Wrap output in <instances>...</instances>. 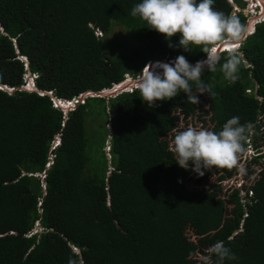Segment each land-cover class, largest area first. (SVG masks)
<instances>
[{"label": "trees", "instance_id": "1", "mask_svg": "<svg viewBox=\"0 0 264 264\" xmlns=\"http://www.w3.org/2000/svg\"><path fill=\"white\" fill-rule=\"evenodd\" d=\"M139 2L0 0V84L14 87L0 90V264H205L217 241L236 256L225 264H264V172L249 186L235 178L223 188L238 174L237 162L198 176L171 151L178 131H219L233 116L256 139L264 115V19L241 42L234 82L218 68L202 76L215 95L197 93L193 83L198 104L180 92L149 106L134 88L88 96L66 115L53 106L54 98L136 77L151 59L206 57L198 48L168 47L163 34L131 16ZM212 7L235 13L245 27L246 15L229 0ZM111 25L127 29L133 43L111 46L104 36ZM113 47L122 53L113 56ZM26 72L37 74L35 88L19 90ZM107 104L113 130L100 126L97 136L87 120L100 105L106 114ZM213 171L217 182L208 183ZM36 222L42 229L29 236Z\"/></svg>", "mask_w": 264, "mask_h": 264}, {"label": "clouds", "instance_id": "2", "mask_svg": "<svg viewBox=\"0 0 264 264\" xmlns=\"http://www.w3.org/2000/svg\"><path fill=\"white\" fill-rule=\"evenodd\" d=\"M254 1L257 0H243L244 5L241 8L233 0H229L233 4V11L242 10L246 15L247 20L244 27L234 15L235 13L226 15L221 11L214 10L212 7L214 0H140L131 9L132 17H139L146 22L149 29L163 34L165 39L169 40L168 47H180L185 52L198 48L206 54V57L191 62L192 64L184 55H177L175 58L167 56L151 59L139 73H136V77L128 74L135 79L133 83L130 82V79L125 80L127 75L125 74L122 81L99 92H85L71 100L54 98L52 99L53 106L61 107L66 115L78 103H83L88 96L106 97V94H111L110 96L116 97L125 92H132L134 88L139 91L141 99L146 101L149 106H153L156 101L175 98L180 92L186 94V99L189 102L198 104V96L193 94V83L197 93L215 95L211 91L212 85L202 80L205 72H216L219 68L226 80L234 82L237 79L238 66L243 58V54L239 52L241 42L246 36L253 34L255 25L262 21L256 22V18H254L252 22L249 14L244 11V8L250 10L248 4ZM234 6L238 10L234 9ZM253 8L258 11L260 4L256 2ZM248 12L250 13V11ZM95 33L98 36L102 34L98 28L95 29ZM177 33L180 34V39L177 45H173L170 38ZM223 53H226V56L221 62ZM36 77V73L26 72L24 84L19 90L34 89ZM117 86L120 88H116ZM0 90L11 93L14 91V87L0 84ZM101 92H105V94H100ZM260 117L259 121L262 125L256 139H253V129H250L247 135L250 125L241 124L240 118L237 116L228 119L219 131L203 128L197 130L194 127L178 131L174 135L171 145L176 163L185 169H189L191 166L194 173L203 176L204 170L213 167L231 168L237 162V154L242 151L243 157L255 161V158L260 156L259 160L255 162H259L261 159L264 161V149L261 147L264 115ZM58 145L59 136L52 141V146L57 147ZM52 146L51 149L54 148ZM41 229L42 227L36 222L35 227L28 235L30 236ZM207 252L205 264H225L226 260L236 259L235 254L225 246L223 241L212 244Z\"/></svg>", "mask_w": 264, "mask_h": 264}, {"label": "rangeland", "instance_id": "3", "mask_svg": "<svg viewBox=\"0 0 264 264\" xmlns=\"http://www.w3.org/2000/svg\"><path fill=\"white\" fill-rule=\"evenodd\" d=\"M234 9L238 10L237 7L234 6ZM250 11V13L248 11ZM244 11L247 12L249 14V18H251L250 20H252V22L254 21V16H253V12L252 10H249L247 8H244ZM113 24H117L116 22H113ZM111 25V26H112ZM119 25V24H118ZM106 37L107 42L113 46L114 44H120L123 40L124 42L120 45H124L125 43L128 44L126 38H128L130 43H133V39L130 37V33L127 29H125L124 27L117 26L114 25L112 26L111 30L104 35ZM115 49V47H113V50ZM112 50V52H113ZM116 56L122 52L118 51L116 52L114 50L113 52ZM130 79V82L133 83L135 81V79H133L130 75H126V79L128 80ZM132 85V84H130ZM118 88V87H116ZM107 92V91H105ZM110 96L111 94H106V97ZM106 114L104 113V111L102 110V106H98L95 107L93 109L94 114L91 115L88 120H87V124L88 127L91 128L92 125L95 123V127H94V132L97 136H99L102 133V128H105L104 126H106L107 128H109L110 130H113L112 128V124H111V120H110V108L109 105H106ZM103 111V112H101ZM107 115V116H106ZM106 117H107V121H106ZM263 121V118L261 119ZM101 126V127H100ZM264 125L262 126V148L264 149ZM54 147V146H52ZM109 140H106L105 145H104V151L106 152V155L109 157ZM54 156V154L50 153V157L52 158ZM246 158V159H245ZM51 163V161H50ZM237 165H238V174L232 178H226L224 181L221 182V186L223 188H227L229 186H232L235 178H237V184H245L247 186H249L250 184H252L255 179L260 175V171L263 170L264 171V161L261 159L259 162H255L252 161V159H249L248 157H243V159H241L240 161H237ZM209 170H213L209 169ZM217 173H214V171L212 172V175L210 176V178L208 179V183H213V182H217ZM191 186V185H190Z\"/></svg>", "mask_w": 264, "mask_h": 264}, {"label": "built area", "instance_id": "4", "mask_svg": "<svg viewBox=\"0 0 264 264\" xmlns=\"http://www.w3.org/2000/svg\"><path fill=\"white\" fill-rule=\"evenodd\" d=\"M249 1H250V0H249ZM256 2H258V3L260 4V8H259L258 11H256V10L253 8V6L256 5ZM248 3H250V2H248ZM248 6L250 7V10H252V12L254 13L253 16H254V18H256V19H255L256 22H257V21H261V20H263V18H264V0H260V1L257 0V1H254L253 3L248 4Z\"/></svg>", "mask_w": 264, "mask_h": 264}, {"label": "water", "instance_id": "5", "mask_svg": "<svg viewBox=\"0 0 264 264\" xmlns=\"http://www.w3.org/2000/svg\"><path fill=\"white\" fill-rule=\"evenodd\" d=\"M189 63H191V62H189ZM192 64V63H191ZM100 94H105V92H101ZM37 175L39 176V174L37 173Z\"/></svg>", "mask_w": 264, "mask_h": 264}, {"label": "bare ground", "instance_id": "6", "mask_svg": "<svg viewBox=\"0 0 264 264\" xmlns=\"http://www.w3.org/2000/svg\"><path fill=\"white\" fill-rule=\"evenodd\" d=\"M126 82H127V83H130V82H128V81H126ZM117 87H119V86H117ZM120 87H121V84H120ZM120 87H119V88H120Z\"/></svg>", "mask_w": 264, "mask_h": 264}]
</instances>
